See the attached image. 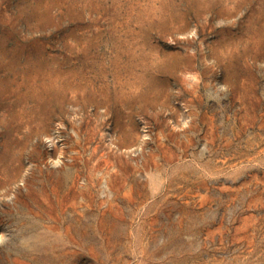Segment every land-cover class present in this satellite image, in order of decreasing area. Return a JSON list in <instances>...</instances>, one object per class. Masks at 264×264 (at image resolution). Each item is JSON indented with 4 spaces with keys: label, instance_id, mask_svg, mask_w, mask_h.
<instances>
[{
    "label": "rangeland",
    "instance_id": "1",
    "mask_svg": "<svg viewBox=\"0 0 264 264\" xmlns=\"http://www.w3.org/2000/svg\"><path fill=\"white\" fill-rule=\"evenodd\" d=\"M0 264H264V0H0Z\"/></svg>",
    "mask_w": 264,
    "mask_h": 264
}]
</instances>
